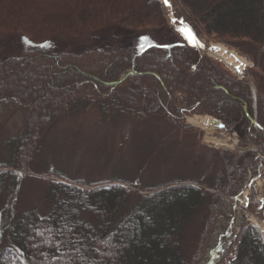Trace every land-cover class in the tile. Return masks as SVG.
I'll return each instance as SVG.
<instances>
[{
  "label": "trees",
  "instance_id": "16d2710c",
  "mask_svg": "<svg viewBox=\"0 0 264 264\" xmlns=\"http://www.w3.org/2000/svg\"><path fill=\"white\" fill-rule=\"evenodd\" d=\"M138 2L0 0V42L24 32L33 39L77 37L85 46L79 54L28 47L0 60V129L18 109L28 111L23 134L6 142L10 162L0 164V264H200L224 214V197L257 165L250 147L256 144L253 135L263 138L264 93L253 96L248 83L221 62L176 44L138 52L87 46L94 33L108 27L145 32L163 25L160 12L129 18L128 4ZM179 2L206 36L259 64L264 0ZM83 7L88 12L80 18ZM89 106L109 120L160 117L172 132H192L184 124L187 114L208 115L235 132L244 150L218 151L220 168L212 178L168 180L151 187L124 179L86 185L47 172L38 178L48 182L50 212H17L21 179L35 175L29 168L50 128ZM259 148L263 152L264 143ZM201 212L203 229L186 258L184 231ZM220 247L210 249L209 257L218 258L213 264H264V239L245 221L224 252Z\"/></svg>",
  "mask_w": 264,
  "mask_h": 264
},
{
  "label": "rangeland",
  "instance_id": "374dc122",
  "mask_svg": "<svg viewBox=\"0 0 264 264\" xmlns=\"http://www.w3.org/2000/svg\"><path fill=\"white\" fill-rule=\"evenodd\" d=\"M170 1L175 10L173 16L163 0H140L138 3L128 4L126 8L129 18L144 14L157 17L160 12L164 19L160 27H152L145 32H138L127 26H116L113 29L108 27L94 33L87 46L106 50L131 48L138 52L152 45L176 44L193 50L200 56H209L218 61V58L209 52L190 48L183 43L179 36L180 25L186 24L197 31L207 45L222 47L242 58L245 66L234 75L248 83L253 96L264 93V54L256 65L252 60L239 55L236 50L217 42L214 36H206L201 28L191 21L179 0ZM114 4L118 5L117 2ZM87 12V8L83 7L78 15L84 18ZM65 16L68 18V14ZM70 38L59 36L54 40L33 39L24 32L12 35L0 42V60L6 56H14L28 47L42 45H48L43 47H48L51 51L81 53L85 46L78 42L77 37ZM27 115V110L18 109L0 129L1 165L10 162L12 154L6 142L23 134ZM187 117L184 123L193 129L192 132H172L171 127L160 117L140 121L109 120L103 117L95 106L58 119L45 137L38 157L30 165L29 170L35 175L21 179L16 199L17 212L36 211L42 215L50 212V205L45 199L49 189L48 182L38 178L47 172H55L67 180L86 185L124 179L137 187H151L168 180L197 179L202 176L212 178L220 168L218 151L235 153L244 150L239 142L232 143L234 138L238 140L234 133L219 130L215 126L199 128L189 123ZM253 138L256 139V144L250 148L257 153V165L247 170L242 182L233 187L232 195L224 197V214L216 222L200 264L209 262L210 249L216 244H221V252L225 251L233 235L237 233L241 221L260 230L264 237V207L257 205V199H264V177H259V181L253 182L260 173H264V151L262 153L259 148L260 143H264V133L263 138L256 134ZM246 190L247 194L243 193ZM203 216L204 212H201L185 228L182 247L186 258L196 247L198 235L203 229ZM224 216L228 217L230 223V237L227 228H223L226 224ZM222 235L224 237L220 238L218 243ZM220 255L221 253L218 256Z\"/></svg>",
  "mask_w": 264,
  "mask_h": 264
},
{
  "label": "bare ground",
  "instance_id": "6f19581e",
  "mask_svg": "<svg viewBox=\"0 0 264 264\" xmlns=\"http://www.w3.org/2000/svg\"><path fill=\"white\" fill-rule=\"evenodd\" d=\"M165 6L169 9V13L171 15L175 13V10L170 0H168V4L167 5L165 4ZM180 26H181L180 29H191L196 39L200 42L201 45H203V47L193 46V42L187 39L186 36L180 32L179 36L182 38V41L186 46L193 48V49L209 52L210 54L222 60L226 65H228L231 69L235 70L236 72H239L240 69L245 66V61L242 58H239L238 56H236L234 53L228 52L222 47H214L212 45H207L205 41L203 40V38L201 37V35L197 31L193 30L190 26L186 24H181ZM237 68H239V71H237ZM188 122L193 125L206 128V129L215 126L210 117H192L188 119ZM256 156H257V153H256ZM252 168L253 167L251 168L249 167L248 170H251ZM247 191L248 190H246L244 193L247 194Z\"/></svg>",
  "mask_w": 264,
  "mask_h": 264
},
{
  "label": "snow or ice",
  "instance_id": "6c2138e0",
  "mask_svg": "<svg viewBox=\"0 0 264 264\" xmlns=\"http://www.w3.org/2000/svg\"><path fill=\"white\" fill-rule=\"evenodd\" d=\"M164 3L167 5L168 0H164ZM181 33L186 36L187 39L193 42V46L196 47H203V45L200 44V42L196 39L195 35L192 33L191 29H180ZM142 39H147V37H142ZM30 43V41H28ZM42 46H48V45H42ZM165 47L167 45H164ZM237 71H239V68H237ZM223 127V125H221ZM262 207H264V204H262Z\"/></svg>",
  "mask_w": 264,
  "mask_h": 264
},
{
  "label": "built area",
  "instance_id": "2783aa9c",
  "mask_svg": "<svg viewBox=\"0 0 264 264\" xmlns=\"http://www.w3.org/2000/svg\"><path fill=\"white\" fill-rule=\"evenodd\" d=\"M260 190V189H259Z\"/></svg>",
  "mask_w": 264,
  "mask_h": 264
}]
</instances>
